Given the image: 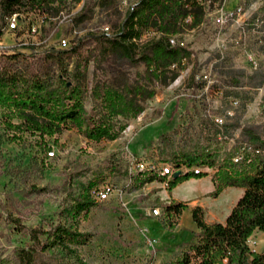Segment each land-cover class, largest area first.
Returning a JSON list of instances; mask_svg holds the SVG:
<instances>
[{
    "label": "rangeland",
    "instance_id": "obj_1",
    "mask_svg": "<svg viewBox=\"0 0 264 264\" xmlns=\"http://www.w3.org/2000/svg\"><path fill=\"white\" fill-rule=\"evenodd\" d=\"M138 1L117 0L110 7H101L99 0H67L60 15L51 11L49 18H42L43 30L33 32L32 26H25L27 38L39 43L36 56L29 58L28 64L42 68L44 51L58 48L62 37L72 39L75 28L76 37L100 33L105 26L112 33ZM85 2L93 7V16L73 26L72 17ZM220 15H224L223 23L217 21ZM27 17L36 19V13ZM19 36L18 32L14 37L6 35L5 43L31 54L33 50L19 46L20 40L29 39ZM154 36L146 34L143 40ZM179 39L192 52V60L187 61L186 69L172 84L156 86V96L144 102L142 114L126 121V130L116 140L94 142L77 129H70L56 136V141L55 137L49 139L52 147L46 153L35 135L23 136L24 143L11 139L0 109L3 258L14 263L17 250L31 243L28 233L19 229V221L27 228L39 224L48 228L66 198L77 194L80 186L91 179H98L100 186L110 184L114 192L98 201L81 220L80 230L89 233L90 239L78 247V255L89 263L167 264L198 239L200 231L192 216L195 206L202 207L207 222L225 221L243 188L229 187L213 198L209 193L214 185L203 177L181 183L169 192L165 182L134 188L130 175L141 171L137 170L141 162L157 166L171 163L175 150L210 145L225 154L247 142L249 132L264 139V84L258 86L264 74V0L216 3L209 7L201 25L186 30ZM74 66L73 61L70 70ZM96 79L145 83V66L132 67L115 56L104 66L91 61L87 80L92 84ZM91 106L88 96L84 103L86 114L91 112ZM214 172L212 168L208 170L211 176ZM173 199L186 201L187 207L168 220L164 206ZM154 207L160 209L159 214L153 212ZM167 221L173 226H168ZM253 239L255 249L264 251V232H255ZM44 256L51 264L75 261L60 248Z\"/></svg>",
    "mask_w": 264,
    "mask_h": 264
},
{
    "label": "trees",
    "instance_id": "obj_2",
    "mask_svg": "<svg viewBox=\"0 0 264 264\" xmlns=\"http://www.w3.org/2000/svg\"><path fill=\"white\" fill-rule=\"evenodd\" d=\"M66 1L0 0V37L7 17L42 9L60 15ZM116 2L99 0V5L110 7ZM223 2L139 0L126 11L123 21L111 34L89 32L68 48L49 47L40 58L43 66L38 69L28 64V59L36 56L35 45L24 46L33 50L32 55L18 49L0 53V109L6 129L12 133L11 139L24 143L23 136L35 135L46 153L52 147L49 139L55 137L56 141V136L70 129H77L94 142L118 139L127 128L126 121L142 114L144 102L156 96V86L172 84L180 71L186 69L187 61L192 60V52L179 36L201 25L210 6ZM93 10L85 2L72 17L73 25L90 20ZM146 34L155 36L143 40ZM113 56L132 67L143 64L145 83L96 79L90 84L87 80L90 62L104 66ZM73 61L75 66L70 70ZM263 84L264 74L258 86ZM88 96L92 106L86 114L84 103ZM170 164L174 169L185 166L190 171L177 170L178 174L171 177L151 169L138 171L130 175L134 188L165 182L170 192L185 181L209 175L206 170L195 173L192 168L198 166L215 170L211 197H218L229 187L243 188L244 192L224 222H207L202 207L195 206L192 216L200 231L198 239L167 264H264V251H255L248 244L255 232H264V139L249 132L247 142L235 145L225 154L210 145L175 150ZM99 182L88 180L77 194H70L48 228L44 224L27 228L19 221V229L28 233L31 243L17 250L14 263L0 255V264H51L44 255L55 248L75 258L74 262L64 264H95L82 259L78 247L90 239L89 233L80 230V223L97 206L92 192L100 186ZM186 207V201L173 199L164 206V212L170 220ZM167 222L173 226L171 221Z\"/></svg>",
    "mask_w": 264,
    "mask_h": 264
},
{
    "label": "built area",
    "instance_id": "obj_3",
    "mask_svg": "<svg viewBox=\"0 0 264 264\" xmlns=\"http://www.w3.org/2000/svg\"><path fill=\"white\" fill-rule=\"evenodd\" d=\"M239 10L241 11V8H239ZM48 17V13L45 10H37L36 11V19H28L27 17V13H23V12H19V13H15L10 17L6 18V26L4 28V34L0 37V52L1 51H13V50H20V47H15L10 44L5 43V36L6 35H12L13 37L16 35V33L18 32L20 38H25L26 40H28V42H30L32 39L31 38H27V35H25V26H32V30H43L44 27H42V18H47ZM217 21L219 23H223L225 21L224 19V15H220L217 18ZM74 24V23H73ZM74 26V25H73ZM6 29V30H5ZM101 32H106L108 33V31H106V26L102 28ZM74 36H72V39L70 37H62L59 40V47L61 49L64 48H68L72 45V43H74L77 39L81 38V37H76L77 31L76 28L74 29ZM111 34V33H109ZM28 42H23L22 40L19 41V46H21V48H25L24 46H28V45H35L38 46L39 43L36 42V40H32L30 42V44ZM172 43H175L174 39H171ZM21 43V44H20ZM22 50V49H21ZM51 154H53L51 152ZM146 169H151V170H155L157 172L162 173L163 175H169L170 177L177 171L180 170V172L182 171H190V169H188L187 167L183 166L180 169H174V167L170 164V163H163L160 164V166L155 165L154 163H145V162H141L137 164V170H146ZM192 170L194 172L197 171H208V168H201V167H193ZM114 192V188L106 183L102 186L97 187L96 189L93 190L92 192V197L98 202V201H103L106 200L112 193ZM153 212L155 214H159L160 213V209L158 207H154L153 208ZM249 246L257 251L256 248V242L253 239L249 240L248 242Z\"/></svg>",
    "mask_w": 264,
    "mask_h": 264
},
{
    "label": "crops",
    "instance_id": "obj_4",
    "mask_svg": "<svg viewBox=\"0 0 264 264\" xmlns=\"http://www.w3.org/2000/svg\"><path fill=\"white\" fill-rule=\"evenodd\" d=\"M205 180L204 181H208V182H210V183H213V185H214V182H213V180H212V176L211 175H208V176H206V177H203ZM190 180H192V181H196V180H198V179H195V178H192V179H190ZM189 181V180H188ZM186 182V181H185ZM184 183V182H183ZM243 192H244V190H240L239 191V195H238V198H240L241 197V195L243 194ZM237 198V199H238Z\"/></svg>",
    "mask_w": 264,
    "mask_h": 264
},
{
    "label": "bare ground",
    "instance_id": "obj_5",
    "mask_svg": "<svg viewBox=\"0 0 264 264\" xmlns=\"http://www.w3.org/2000/svg\"><path fill=\"white\" fill-rule=\"evenodd\" d=\"M48 18V17H47ZM36 30H33V32H35ZM25 35H27V34H25ZM1 52H6V51H1ZM141 171H143V170H141ZM182 172H187V171H182ZM201 171H197V172H195V173H200Z\"/></svg>",
    "mask_w": 264,
    "mask_h": 264
},
{
    "label": "water",
    "instance_id": "obj_6",
    "mask_svg": "<svg viewBox=\"0 0 264 264\" xmlns=\"http://www.w3.org/2000/svg\"><path fill=\"white\" fill-rule=\"evenodd\" d=\"M178 173H175V175H177Z\"/></svg>",
    "mask_w": 264,
    "mask_h": 264
}]
</instances>
